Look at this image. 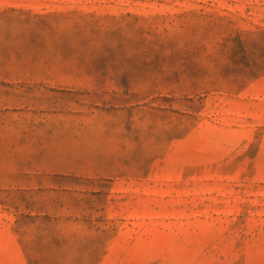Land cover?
I'll return each mask as SVG.
<instances>
[{
  "label": "rangeland",
  "instance_id": "374dc122",
  "mask_svg": "<svg viewBox=\"0 0 264 264\" xmlns=\"http://www.w3.org/2000/svg\"><path fill=\"white\" fill-rule=\"evenodd\" d=\"M0 264H264V0H0Z\"/></svg>",
  "mask_w": 264,
  "mask_h": 264
}]
</instances>
